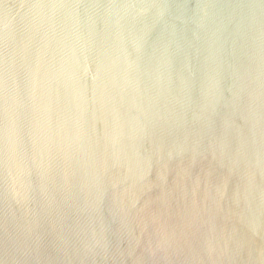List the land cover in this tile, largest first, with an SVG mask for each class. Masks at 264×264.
Wrapping results in <instances>:
<instances>
[{"label": "water", "instance_id": "water-1", "mask_svg": "<svg viewBox=\"0 0 264 264\" xmlns=\"http://www.w3.org/2000/svg\"><path fill=\"white\" fill-rule=\"evenodd\" d=\"M0 264H264V0H0Z\"/></svg>", "mask_w": 264, "mask_h": 264}]
</instances>
